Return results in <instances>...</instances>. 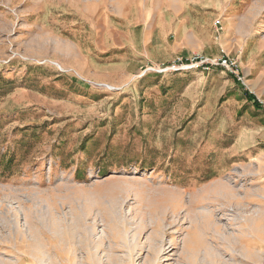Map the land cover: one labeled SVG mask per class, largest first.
<instances>
[{
    "label": "rangeland",
    "instance_id": "1",
    "mask_svg": "<svg viewBox=\"0 0 264 264\" xmlns=\"http://www.w3.org/2000/svg\"><path fill=\"white\" fill-rule=\"evenodd\" d=\"M262 209L264 0H0V264H264Z\"/></svg>",
    "mask_w": 264,
    "mask_h": 264
},
{
    "label": "bare ground",
    "instance_id": "2",
    "mask_svg": "<svg viewBox=\"0 0 264 264\" xmlns=\"http://www.w3.org/2000/svg\"><path fill=\"white\" fill-rule=\"evenodd\" d=\"M220 189H221V187L219 185H216L215 191H214L215 194H217L221 198L225 197L226 199H228V197H229L228 194L223 195V193L221 191H219ZM225 198H223V199H225ZM261 206H263V205H261ZM214 215H215V212L213 210H210L209 216H211L212 219L211 220L207 219L206 221H204L202 223V225L200 226V229H201L200 231H203V230L204 231L202 233H200L197 240H195V247H197V248L200 247L202 250L205 251L204 257H206V259H212V258H214V255H215V250L208 243V240L205 238V236L203 237V233L205 231H207V230L213 231V229H214L213 228ZM247 222L251 223L249 225V231L252 234V236L255 238L256 237L259 238V236H260V238H262L263 233H264V209H262V212L260 211V213L256 217H250L249 219H247ZM216 231L217 230H214V233H217ZM261 234H262V236H261ZM196 250H198V249H196ZM141 260H142V256H141L140 252H138L136 257H134V259H132V264H142ZM168 261H170V260H168ZM93 262H94V264H101L99 262V260H96V259H94ZM157 263H158V261L155 260L154 264H157Z\"/></svg>",
    "mask_w": 264,
    "mask_h": 264
},
{
    "label": "built area",
    "instance_id": "3",
    "mask_svg": "<svg viewBox=\"0 0 264 264\" xmlns=\"http://www.w3.org/2000/svg\"><path fill=\"white\" fill-rule=\"evenodd\" d=\"M218 24L220 25L219 22H217V25L216 27L218 28ZM218 30V29H217ZM217 64L219 66H222V67H225L227 69H231V70H236L238 69V64L236 61L234 60H231L229 58H226V56H223L222 58H220L218 61H217ZM183 67V66H182ZM176 68V67H174ZM180 70V69H179Z\"/></svg>",
    "mask_w": 264,
    "mask_h": 264
},
{
    "label": "trees",
    "instance_id": "4",
    "mask_svg": "<svg viewBox=\"0 0 264 264\" xmlns=\"http://www.w3.org/2000/svg\"><path fill=\"white\" fill-rule=\"evenodd\" d=\"M250 96V95H249ZM251 98H252V96H250ZM256 103V102H255ZM256 105H257V107H259L260 108V105L258 104V103H256Z\"/></svg>",
    "mask_w": 264,
    "mask_h": 264
}]
</instances>
